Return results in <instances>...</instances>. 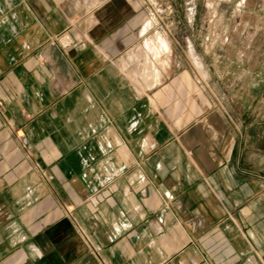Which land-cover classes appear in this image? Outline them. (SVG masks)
<instances>
[{
  "label": "crops",
  "instance_id": "obj_1",
  "mask_svg": "<svg viewBox=\"0 0 264 264\" xmlns=\"http://www.w3.org/2000/svg\"><path fill=\"white\" fill-rule=\"evenodd\" d=\"M147 32L140 0H0V264H264V99L184 98Z\"/></svg>",
  "mask_w": 264,
  "mask_h": 264
},
{
  "label": "rangeland",
  "instance_id": "obj_2",
  "mask_svg": "<svg viewBox=\"0 0 264 264\" xmlns=\"http://www.w3.org/2000/svg\"><path fill=\"white\" fill-rule=\"evenodd\" d=\"M140 1L149 38L130 57L137 59L146 51L145 67L147 62L159 71L149 73L157 82L162 77L156 61L165 70V83L175 79L184 98L191 95L213 106L223 101L233 114L238 94L249 88L253 94L257 86L262 104L264 0ZM138 62H132L133 71Z\"/></svg>",
  "mask_w": 264,
  "mask_h": 264
},
{
  "label": "built area",
  "instance_id": "obj_3",
  "mask_svg": "<svg viewBox=\"0 0 264 264\" xmlns=\"http://www.w3.org/2000/svg\"><path fill=\"white\" fill-rule=\"evenodd\" d=\"M54 39L64 49L71 48L75 45V40L70 30H65L60 34H57Z\"/></svg>",
  "mask_w": 264,
  "mask_h": 264
},
{
  "label": "bare ground",
  "instance_id": "obj_4",
  "mask_svg": "<svg viewBox=\"0 0 264 264\" xmlns=\"http://www.w3.org/2000/svg\"><path fill=\"white\" fill-rule=\"evenodd\" d=\"M146 67L147 70H149L150 73H152L153 75L155 74H159V71H157V69L155 67H153L152 65H150L149 63L146 62ZM149 77V76H148ZM148 79V78H147Z\"/></svg>",
  "mask_w": 264,
  "mask_h": 264
}]
</instances>
